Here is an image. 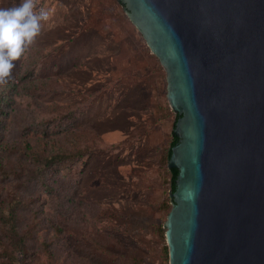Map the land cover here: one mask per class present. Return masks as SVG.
I'll use <instances>...</instances> for the list:
<instances>
[{
    "label": "rangeland",
    "instance_id": "374dc122",
    "mask_svg": "<svg viewBox=\"0 0 264 264\" xmlns=\"http://www.w3.org/2000/svg\"><path fill=\"white\" fill-rule=\"evenodd\" d=\"M37 6L0 84V264H169L165 69L118 0Z\"/></svg>",
    "mask_w": 264,
    "mask_h": 264
},
{
    "label": "water",
    "instance_id": "95a60500",
    "mask_svg": "<svg viewBox=\"0 0 264 264\" xmlns=\"http://www.w3.org/2000/svg\"><path fill=\"white\" fill-rule=\"evenodd\" d=\"M118 1L177 114L168 263L264 264V0Z\"/></svg>",
    "mask_w": 264,
    "mask_h": 264
},
{
    "label": "clouds",
    "instance_id": "9594fccd",
    "mask_svg": "<svg viewBox=\"0 0 264 264\" xmlns=\"http://www.w3.org/2000/svg\"><path fill=\"white\" fill-rule=\"evenodd\" d=\"M52 14L51 8L38 7L37 0L0 7V84L7 83L14 62L33 44Z\"/></svg>",
    "mask_w": 264,
    "mask_h": 264
},
{
    "label": "trees",
    "instance_id": "16d2710c",
    "mask_svg": "<svg viewBox=\"0 0 264 264\" xmlns=\"http://www.w3.org/2000/svg\"><path fill=\"white\" fill-rule=\"evenodd\" d=\"M176 118H177V114H176ZM175 118V119H176ZM175 122V120H174ZM177 142V137L174 133H172V139L170 141V145L169 147L167 148V151H166V157L169 158V155H170V152H171V146L173 144H175ZM169 172H170V179H171V188L173 189L174 188V181H175V177L177 175V169L176 168H169ZM12 231L14 232V234H18L16 228L14 227V225H12ZM1 241V239H0Z\"/></svg>",
    "mask_w": 264,
    "mask_h": 264
}]
</instances>
